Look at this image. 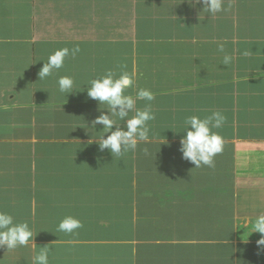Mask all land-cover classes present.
<instances>
[{
	"label": "crops",
	"instance_id": "0c3cea01",
	"mask_svg": "<svg viewBox=\"0 0 264 264\" xmlns=\"http://www.w3.org/2000/svg\"><path fill=\"white\" fill-rule=\"evenodd\" d=\"M190 3L0 0V62L11 63L0 66V210L34 233L28 246L0 248V264H32L44 246L50 264H264L252 233L264 214V0H224L215 16ZM82 42L86 55L54 72L74 79L73 93L52 76L37 81L42 59ZM108 70L135 72L129 92L155 95L138 101L155 114L149 140L114 157L93 142L106 105L83 87ZM213 111L227 117L214 129L223 150L214 167L195 168L179 151L184 121ZM68 215L83 225L72 234L57 230Z\"/></svg>",
	"mask_w": 264,
	"mask_h": 264
},
{
	"label": "clouds",
	"instance_id": "9594fccd",
	"mask_svg": "<svg viewBox=\"0 0 264 264\" xmlns=\"http://www.w3.org/2000/svg\"><path fill=\"white\" fill-rule=\"evenodd\" d=\"M192 7L203 4L201 12L209 16L225 11L224 0H191ZM200 12V13H201ZM81 51L79 45L69 49L64 47L50 54L47 62H44L38 75L42 80L64 66L66 57L76 56ZM219 52L225 53L224 45L221 44ZM249 53L245 51L243 55ZM233 57L228 54L223 56V65H230ZM135 72H121L118 76L112 70L104 75L91 79L87 84V96L99 102V106L106 105L99 116L92 122L91 128L103 125V135L97 140L99 151L107 150L113 157L129 151H135L139 142L149 140V121L155 119L151 104L146 103L143 108L138 107V101L151 102L155 99L154 93L147 88L135 90V94L129 92L136 89ZM74 79L71 76H61L57 81L58 90L61 93H73ZM227 117L221 111H213L210 115L201 118L191 115L185 118L186 133L180 139L182 158L195 165L214 167L217 154L223 150V137L214 129H220ZM120 122H123L121 124ZM107 134V135H106ZM92 142V143H93ZM82 221L68 215L58 224V231L67 234L74 233L81 228ZM252 233H260L261 238L257 241L258 246H264V214L255 217ZM34 242V233L27 221L17 222L12 214L0 210V248L7 251L14 250L19 246H28ZM50 249L48 246L41 247L34 257L32 264H50Z\"/></svg>",
	"mask_w": 264,
	"mask_h": 264
},
{
	"label": "trees",
	"instance_id": "16d2710c",
	"mask_svg": "<svg viewBox=\"0 0 264 264\" xmlns=\"http://www.w3.org/2000/svg\"><path fill=\"white\" fill-rule=\"evenodd\" d=\"M129 3H130V2H128V4H129ZM138 11H139V13H141V11H140V7H139ZM4 44H6L5 41H2V40H1V41H0V45H4ZM48 44H49V43L41 44V45L39 46V50L41 51L42 56L44 55V52H46L47 50L50 51V47L48 46ZM88 44H89V43H83V42H82V43H79V44L74 43V47H75L76 45H79V47H80V49H81V51H80L79 53H82V54L86 55V53H84V52L87 51V45H88ZM57 48H58V47H57ZM61 48H62V47H61ZM85 49H86V50H85ZM46 59H47V58H45L44 60L42 59V61H40V65L37 67L36 78H37V81H38V82H39V81L44 82L45 80H47V77L44 78V79H42V80H39V75H38L40 69L43 67L44 62H47ZM125 62H126V61H125L124 56H123L122 54H120V53H116V54H115V64H116L115 72H116V71L118 72V71H120L122 68H124V66H125ZM84 71H85V70H84ZM84 71H83V73H82V72L77 73L80 79L83 78V76H84ZM50 76H52V77L50 78V80L56 79L57 81H58L59 77H61L60 75H57L56 73H53V75H50ZM89 81H90V76H89V74L87 73V81H86V83L83 84V87H84V88H87V84H88ZM86 91H87V89H86ZM37 92H41V93L43 94V93H45V89H42V90H41V86H40L39 89L37 90ZM46 92H47V90H46Z\"/></svg>",
	"mask_w": 264,
	"mask_h": 264
},
{
	"label": "rangeland",
	"instance_id": "374dc122",
	"mask_svg": "<svg viewBox=\"0 0 264 264\" xmlns=\"http://www.w3.org/2000/svg\"><path fill=\"white\" fill-rule=\"evenodd\" d=\"M22 9V8H20ZM23 17V15H21V18ZM21 18H20V21H21ZM38 45V44H36ZM40 46V45H39ZM39 46H37V53H35V55L39 58V54H38V49H39ZM4 61H7V60H4ZM11 63L8 64V67L5 66V62H0V66H3V68H8L9 70H11V68H9ZM22 78H24L23 76H19L18 78H16L15 80H21Z\"/></svg>",
	"mask_w": 264,
	"mask_h": 264
}]
</instances>
